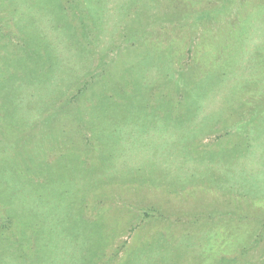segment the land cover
<instances>
[{
    "label": "rangeland",
    "instance_id": "rangeland-1",
    "mask_svg": "<svg viewBox=\"0 0 264 264\" xmlns=\"http://www.w3.org/2000/svg\"><path fill=\"white\" fill-rule=\"evenodd\" d=\"M0 264H264V0H0Z\"/></svg>",
    "mask_w": 264,
    "mask_h": 264
}]
</instances>
